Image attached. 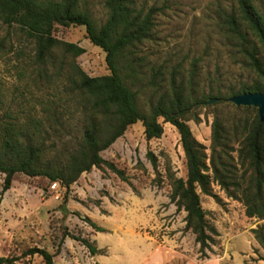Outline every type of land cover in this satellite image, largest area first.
Here are the masks:
<instances>
[{"label": "rangeland", "instance_id": "1", "mask_svg": "<svg viewBox=\"0 0 264 264\" xmlns=\"http://www.w3.org/2000/svg\"><path fill=\"white\" fill-rule=\"evenodd\" d=\"M136 1L144 9L150 6L157 8L149 37L138 47L139 54L145 55L150 63L180 65L184 78H187V71L193 64L194 97L202 98L203 94L209 93L227 97L239 84L256 79L238 46L222 31V16L234 9L233 0ZM252 2L264 19V0ZM79 4L96 24L103 22V0H79ZM6 30L0 24V39L4 37L0 46L2 108L13 113L21 122L26 113L39 119L44 110L51 112L56 109L59 112L57 124L49 127L43 122L46 132L40 138L44 139L43 162L59 163L80 135L77 106L65 99L62 79L47 81L30 65L31 43L23 37L6 38ZM51 33L60 41L71 42L84 49L74 62L88 76L108 73L104 52L89 42L82 26L55 25ZM10 47L12 50H9ZM60 55L61 50H57V57ZM261 57L264 60V53ZM63 60L65 68L70 58L66 56ZM148 94L139 99L143 110L146 109ZM204 102L202 100L191 108V115L185 122L193 137L203 146L205 163L209 166L213 113L218 112L229 123L235 117L252 118L256 108L235 106L227 99L217 103ZM158 121L162 126L158 138L145 140L141 123L136 121L100 151L103 159L123 171L124 180L105 167H92L82 172L67 188L59 184L58 196L54 198L45 177L27 176L20 172L12 176L9 188L2 191L3 174L0 173V256L12 259L11 264H43L39 255L23 254L27 248L37 247L53 255V264H96L87 247L71 237H83L94 245L90 235L94 229L83 218L126 219L128 225L137 219H173L180 223V234L190 240L192 233L184 228L185 211L170 196V181L185 176L179 137L171 124L162 122L161 118ZM230 125L228 127H232ZM228 132L232 162H236L238 142L232 141V128ZM147 152L154 156V166ZM211 190L214 198L199 194L206 222L210 219H242L246 221V226L252 224L250 219L255 218L244 216L239 200L227 197L215 182L211 183ZM259 225L264 233V222ZM163 226L156 229L158 235L164 231ZM236 232L235 228H231L223 242H229L231 238L227 237ZM214 236L212 242L216 241ZM243 236L242 233L238 235L239 242ZM100 237L101 234L96 233L94 239L98 242ZM122 243L127 249L142 247V240L137 236ZM211 252L219 253L220 247ZM207 255V248L203 249V254L199 251V262ZM128 258L132 261L133 255H128Z\"/></svg>", "mask_w": 264, "mask_h": 264}, {"label": "trees", "instance_id": "2", "mask_svg": "<svg viewBox=\"0 0 264 264\" xmlns=\"http://www.w3.org/2000/svg\"><path fill=\"white\" fill-rule=\"evenodd\" d=\"M233 1L234 9L222 16V31L238 46L256 79L239 84L227 97L209 93L197 98L192 88L193 64L184 78L180 65L150 63L145 55L139 54L138 47L148 39L152 29L155 7L144 9L136 0H103L105 18L96 24L89 12L80 6L79 0H0V24L7 28L6 38L23 37L31 43L30 65L47 81L52 78L63 80L65 99L77 106L81 122L80 135L64 159L53 164L43 162L44 139L40 138L46 132L43 122L49 127L57 124L59 112L44 110L39 119L26 113L21 122L2 108L0 93L2 191L9 188L12 176L18 172L42 176L49 184L57 182L66 188L92 167H105L124 180L123 171L103 159L100 151L136 121L141 123L145 140L158 138L162 133L158 121L161 118L162 122L175 128L184 157L185 176L170 181V196L185 211L184 228L193 234L201 254L216 235L215 229L203 217L199 199V194L215 197L212 182L227 197L241 202L244 216L264 219V115L261 121L255 112L252 118L235 117L227 123L225 117L214 112L210 123L209 166L205 163L203 146L185 122L191 115V108L202 100L214 97V103H217L230 95L264 91L263 16L252 0ZM55 25L82 26L89 42L104 52L108 73L88 76L83 72L74 58L84 49L56 39L51 33ZM3 39H0V46ZM57 50H61L59 58ZM66 56L70 60L64 68ZM146 93L149 94L143 110L139 99ZM230 124L232 127H228ZM229 128H232V141L238 142L236 162H232L230 154ZM147 157L154 166L152 153L147 152ZM83 220L95 231L103 230L89 219ZM250 232L264 250L262 227L256 225ZM71 237L86 246L90 254L97 252L87 239ZM23 254H37L43 264H53V255L42 248L30 247ZM11 262L12 259L0 256V264Z\"/></svg>", "mask_w": 264, "mask_h": 264}, {"label": "crops", "instance_id": "3", "mask_svg": "<svg viewBox=\"0 0 264 264\" xmlns=\"http://www.w3.org/2000/svg\"><path fill=\"white\" fill-rule=\"evenodd\" d=\"M102 231H93L97 252L93 254L96 264H264V250L254 240L249 229L264 222V219H250L252 224L246 226L242 219H210L207 221L216 232V241L209 244L208 255L201 262L198 260V244L191 234L190 240L180 233V223L173 219H144L131 225L126 219H89ZM166 221V222H165ZM183 223V221L181 222ZM250 223V222H249ZM164 231L158 235L156 229L162 226ZM231 228L237 231L223 242ZM101 234L98 242L95 234ZM244 236L239 242L238 235ZM137 236L142 240V247L127 249L122 241ZM220 247V252L211 251ZM102 250V252L100 251ZM133 255L132 261L128 255ZM210 255V256H209Z\"/></svg>", "mask_w": 264, "mask_h": 264}, {"label": "water", "instance_id": "4", "mask_svg": "<svg viewBox=\"0 0 264 264\" xmlns=\"http://www.w3.org/2000/svg\"><path fill=\"white\" fill-rule=\"evenodd\" d=\"M227 100L235 106H250L256 108L259 120L264 115V91L258 92H242L236 95H230ZM216 98L207 99L204 104L213 103Z\"/></svg>", "mask_w": 264, "mask_h": 264}, {"label": "built area", "instance_id": "5", "mask_svg": "<svg viewBox=\"0 0 264 264\" xmlns=\"http://www.w3.org/2000/svg\"><path fill=\"white\" fill-rule=\"evenodd\" d=\"M58 188H59V184L57 183V182H51L50 184H49V189L54 193L53 194V197L54 198H57V190H58Z\"/></svg>", "mask_w": 264, "mask_h": 264}]
</instances>
